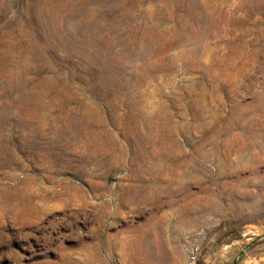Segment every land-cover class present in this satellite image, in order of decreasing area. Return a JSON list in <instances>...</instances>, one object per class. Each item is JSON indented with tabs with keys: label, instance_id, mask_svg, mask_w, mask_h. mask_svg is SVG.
<instances>
[{
	"label": "rangeland",
	"instance_id": "374dc122",
	"mask_svg": "<svg viewBox=\"0 0 264 264\" xmlns=\"http://www.w3.org/2000/svg\"><path fill=\"white\" fill-rule=\"evenodd\" d=\"M0 264H264V0H0Z\"/></svg>",
	"mask_w": 264,
	"mask_h": 264
},
{
	"label": "built area",
	"instance_id": "2783aa9c",
	"mask_svg": "<svg viewBox=\"0 0 264 264\" xmlns=\"http://www.w3.org/2000/svg\"><path fill=\"white\" fill-rule=\"evenodd\" d=\"M196 257H195V253L192 252L191 256H190V262L193 263L195 261Z\"/></svg>",
	"mask_w": 264,
	"mask_h": 264
}]
</instances>
